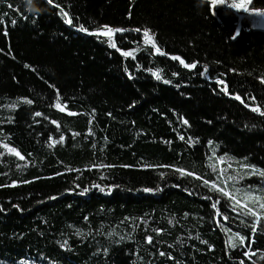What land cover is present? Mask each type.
Here are the masks:
<instances>
[{
    "label": "trees",
    "instance_id": "obj_1",
    "mask_svg": "<svg viewBox=\"0 0 264 264\" xmlns=\"http://www.w3.org/2000/svg\"><path fill=\"white\" fill-rule=\"evenodd\" d=\"M34 7L0 0V264H264V30L211 0Z\"/></svg>",
    "mask_w": 264,
    "mask_h": 264
},
{
    "label": "snow or ice",
    "instance_id": "obj_2",
    "mask_svg": "<svg viewBox=\"0 0 264 264\" xmlns=\"http://www.w3.org/2000/svg\"><path fill=\"white\" fill-rule=\"evenodd\" d=\"M47 2H48L49 4H51V3H52V0H47ZM211 4H212L214 7H215L217 4H221V5H225V6H227L228 8H232V9H236V10H241V8H242V5L237 4V3H235V2H233V3H227V0H211ZM57 7H58V6H57ZM243 11L247 12V7H246V6L243 7ZM63 15H64L65 17H67L68 14H67L66 12H64ZM256 15H264V13H256ZM66 22L69 23V24H71V23H72V20L69 18V19L66 20ZM82 30L87 31L86 29H82ZM123 31H125V29H112V28H110V27H108V26H104L103 31L98 32V33H95V34H97V35H104V36H111V35L115 34L116 32H123ZM135 31L140 32L141 29H135ZM143 35H144V37L147 39V41H148L149 43H152V45L156 48V52H158V53H160V54H163V53L161 52V50L159 49V47H156L154 35H150V30H148V29H144V30H143ZM236 35H237V36L239 35V32H238V31H237ZM112 46L115 47V44L113 43ZM125 55H130V53H125ZM172 59H173V60H178V61H180V63L184 64V67H186V68H195V67H196V64H195V63H193V64L185 63L180 57L173 56ZM205 71H207V68H206V67H205ZM154 75L156 76L157 79H160V78H161L160 75H159V73H154ZM166 82H167V81H166ZM217 83L223 84L224 82H223V81H217ZM223 91L227 92V86H226V85H225ZM235 98H236L237 100H240V99H241V97H239V96H236ZM258 110H259L258 108H254V109H253V111H258ZM262 114H264V113H262ZM36 115H40V113H37ZM183 123L187 124L188 122L185 120V121H183ZM62 139H63V137H61V140H62ZM181 139H183V137H181ZM58 142H60V141H57V143H58ZM5 147H7V146H5ZM12 151H14V150H12ZM16 155L19 156L20 154L17 152ZM20 158L23 159L22 156H21ZM189 174H190V173H189ZM252 174H254V175H255V174H258V175H260L261 177H264V170H255V169H254ZM229 179H232V177H229ZM204 183L207 184L208 182L205 181ZM212 187H213L214 190L221 192L224 196L229 197L231 200L234 201V203H233V205H232L233 210H235V208L239 206V207H242V208H244V209L246 210V214H247V215H249V216H253V217H256V220L252 223V228H253V230H255L256 225L259 224L261 217H260V215L257 213V211H256L254 208H249V207H248L247 200H252L253 203H257L258 200H259V198L254 197V196H252L250 193H248V194H246V196H247V200H245V202L242 204L241 201H240L239 199H237V198H236L234 195H232L231 193L225 191L224 188H220V187H218L216 184H213ZM218 202H219V201H217V203H218ZM212 207L215 208V207H216V204H213ZM259 207H260L261 209H264V203H259ZM223 219H224V220H227L228 218H227V217H223ZM236 236L238 237L239 234L237 233ZM150 239H151V238H149V240H150ZM231 239H232V238H230V242H231ZM239 239H240L241 243H243V241H244L245 238H244V237H239ZM233 246H234V245H233ZM161 255H163V253H161Z\"/></svg>",
    "mask_w": 264,
    "mask_h": 264
},
{
    "label": "rangeland",
    "instance_id": "obj_3",
    "mask_svg": "<svg viewBox=\"0 0 264 264\" xmlns=\"http://www.w3.org/2000/svg\"><path fill=\"white\" fill-rule=\"evenodd\" d=\"M237 3L242 5L241 10H236L232 8H228L227 6L223 5L226 9H230L239 18V22L245 18L250 19V24L252 27L264 30V15H256V13H264V8L262 7H252L246 3L245 0H227V3ZM221 4H217L216 6H219ZM247 7V12L243 11V7Z\"/></svg>",
    "mask_w": 264,
    "mask_h": 264
},
{
    "label": "clouds",
    "instance_id": "obj_4",
    "mask_svg": "<svg viewBox=\"0 0 264 264\" xmlns=\"http://www.w3.org/2000/svg\"><path fill=\"white\" fill-rule=\"evenodd\" d=\"M27 10L35 13L37 9L34 7V0H26Z\"/></svg>",
    "mask_w": 264,
    "mask_h": 264
},
{
    "label": "water",
    "instance_id": "obj_5",
    "mask_svg": "<svg viewBox=\"0 0 264 264\" xmlns=\"http://www.w3.org/2000/svg\"><path fill=\"white\" fill-rule=\"evenodd\" d=\"M135 32H137V31H135ZM137 33H141V32H137ZM113 35H115V34H113ZM113 35H111V36H113ZM146 41H147V39H146ZM13 149L12 148H9L8 149V151L12 154V155H14L15 157H17L19 160H21V161H23L24 159H21L20 157H21V155H19V156H17L16 155V151H12Z\"/></svg>",
    "mask_w": 264,
    "mask_h": 264
}]
</instances>
